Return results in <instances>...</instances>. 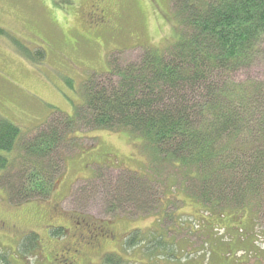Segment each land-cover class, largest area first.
<instances>
[{"label": "rangeland", "instance_id": "obj_1", "mask_svg": "<svg viewBox=\"0 0 264 264\" xmlns=\"http://www.w3.org/2000/svg\"><path fill=\"white\" fill-rule=\"evenodd\" d=\"M108 1L115 34L89 28L88 0H0V27L6 33L0 34V118L30 136L56 110L74 116L83 102L82 85L108 73L112 56L126 62L145 47L164 49L179 39L172 0H159V10L151 0ZM37 48L44 51L42 59ZM252 74H264V63ZM79 137L50 196L15 203L0 185V220L26 234L0 231V253L10 264H53L48 255L58 253L72 232L54 235L47 227L69 225L67 218L59 219L63 213L111 221L120 240L126 231L134 232L132 242L107 244L105 250L112 252L104 259L92 253L79 264H264V211L232 209L228 203L210 206L183 185L171 188L174 183L168 190L167 184L157 186L151 211L139 209V203L109 202L96 175L147 176L151 158L127 130L85 129Z\"/></svg>", "mask_w": 264, "mask_h": 264}, {"label": "trees", "instance_id": "obj_2", "mask_svg": "<svg viewBox=\"0 0 264 264\" xmlns=\"http://www.w3.org/2000/svg\"><path fill=\"white\" fill-rule=\"evenodd\" d=\"M172 8L179 39L126 62L112 56L108 73L82 85L74 116L56 110L30 136L0 118V185L10 201L50 196L83 130H127L153 168L147 176L97 174L109 202L151 211L157 186L174 183L201 203L262 214L264 74L252 71L264 63V0H172ZM36 53L44 57L42 49ZM0 264H10L1 253Z\"/></svg>", "mask_w": 264, "mask_h": 264}, {"label": "flooded vegetation", "instance_id": "obj_3", "mask_svg": "<svg viewBox=\"0 0 264 264\" xmlns=\"http://www.w3.org/2000/svg\"><path fill=\"white\" fill-rule=\"evenodd\" d=\"M89 11L87 13V24L90 29L96 33H108L113 34L118 32V29L111 25V19L109 18L106 3L108 0H88ZM156 9H161L159 0H151ZM55 213H58L57 208H53ZM59 215V214H58ZM60 220L67 218L69 225L58 224L47 227V233L54 234L55 232L62 231L72 233L69 234L70 238L65 242V245L60 249L58 253L54 255L49 254L53 264H79L83 257L89 254L97 253V258L102 260L106 257V254L112 251L105 250L107 244H114L122 246L129 237L134 236L133 231H126L125 236L120 240L117 238L116 228L111 221L95 220L91 216L87 215H69L61 214ZM0 231L17 232L16 235L24 237L22 231H19L16 225H11L7 220H0ZM26 235V234H25ZM55 235V234H54ZM127 238V239H126ZM125 239V240H124ZM54 240V239H50ZM40 242V241H39ZM90 257L88 258V260Z\"/></svg>", "mask_w": 264, "mask_h": 264}, {"label": "crops", "instance_id": "obj_4", "mask_svg": "<svg viewBox=\"0 0 264 264\" xmlns=\"http://www.w3.org/2000/svg\"><path fill=\"white\" fill-rule=\"evenodd\" d=\"M250 239V238H249ZM251 243H253V241L251 240ZM255 244V243H254Z\"/></svg>", "mask_w": 264, "mask_h": 264}]
</instances>
